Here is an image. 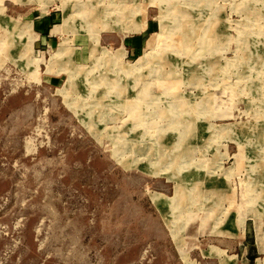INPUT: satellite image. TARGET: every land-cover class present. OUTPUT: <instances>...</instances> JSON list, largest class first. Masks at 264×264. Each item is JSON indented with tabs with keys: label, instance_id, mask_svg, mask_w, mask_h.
<instances>
[{
	"label": "rangeland",
	"instance_id": "1",
	"mask_svg": "<svg viewBox=\"0 0 264 264\" xmlns=\"http://www.w3.org/2000/svg\"><path fill=\"white\" fill-rule=\"evenodd\" d=\"M0 264H264V0H0Z\"/></svg>",
	"mask_w": 264,
	"mask_h": 264
},
{
	"label": "crops",
	"instance_id": "2",
	"mask_svg": "<svg viewBox=\"0 0 264 264\" xmlns=\"http://www.w3.org/2000/svg\"><path fill=\"white\" fill-rule=\"evenodd\" d=\"M50 26H51V22H50V20H49V18L47 17V18H44V19H42V22L40 23V25L38 26L39 28H38V30H46L47 28H48V34H50L51 33V31L55 28H50ZM36 37H37V35H36ZM129 42V41H128ZM128 42H126V44H129ZM76 58H80L81 59V57L80 56H76L75 55V57H73V60L75 61L76 60ZM55 76H57V75H55Z\"/></svg>",
	"mask_w": 264,
	"mask_h": 264
},
{
	"label": "bare ground",
	"instance_id": "3",
	"mask_svg": "<svg viewBox=\"0 0 264 264\" xmlns=\"http://www.w3.org/2000/svg\"><path fill=\"white\" fill-rule=\"evenodd\" d=\"M92 2V1H91ZM163 7V6H162ZM67 9V8H66ZM94 15V14H93ZM67 16V15H66ZM65 17V16H64ZM68 18V17H67ZM90 18H91V16H90ZM69 19V18H68ZM71 19V18H70ZM69 19V20H70ZM95 21H96V18H95ZM70 22V21H69ZM78 22V21H77ZM16 24V23H15ZM14 24V25H15ZM75 24V23H74ZM11 25V24H10ZM83 25V24H82ZM106 61H107V59H105ZM108 63V62H107ZM80 67V66H79ZM86 67V66H85ZM116 69V68H115ZM128 70V69H127ZM70 73V72H69ZM120 73V72H119ZM86 75V74H85ZM123 75V74H122ZM94 79V78H93ZM116 85V84H115ZM174 85H175V83H174ZM111 86H113V85H111ZM172 86V85H171ZM172 87H170V89H171ZM169 90V89H168ZM69 93V92H68ZM96 93V92H95ZM68 96V95H67ZM101 99V98H100ZM148 99V98H147ZM102 100V99H101ZM101 102V101H100Z\"/></svg>",
	"mask_w": 264,
	"mask_h": 264
}]
</instances>
